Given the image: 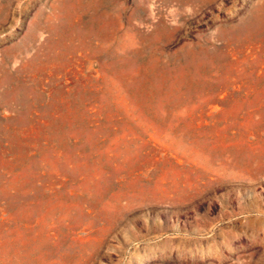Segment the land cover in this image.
<instances>
[{"label":"rangeland","instance_id":"374dc122","mask_svg":"<svg viewBox=\"0 0 264 264\" xmlns=\"http://www.w3.org/2000/svg\"><path fill=\"white\" fill-rule=\"evenodd\" d=\"M0 264H264V0H0Z\"/></svg>","mask_w":264,"mask_h":264}]
</instances>
